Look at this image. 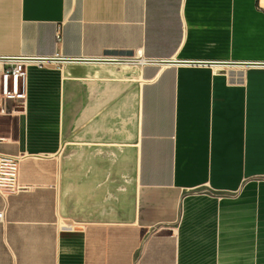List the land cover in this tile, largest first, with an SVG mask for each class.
<instances>
[{
	"label": "crops",
	"instance_id": "crops-1",
	"mask_svg": "<svg viewBox=\"0 0 264 264\" xmlns=\"http://www.w3.org/2000/svg\"><path fill=\"white\" fill-rule=\"evenodd\" d=\"M0 56V264H264V0H0Z\"/></svg>",
	"mask_w": 264,
	"mask_h": 264
},
{
	"label": "built area",
	"instance_id": "built-area-1",
	"mask_svg": "<svg viewBox=\"0 0 264 264\" xmlns=\"http://www.w3.org/2000/svg\"><path fill=\"white\" fill-rule=\"evenodd\" d=\"M56 37L59 39L58 33ZM46 61L47 58L34 56H0V116L21 110L25 101L26 68L41 66ZM15 170V158L0 153V195L22 188L15 181Z\"/></svg>",
	"mask_w": 264,
	"mask_h": 264
}]
</instances>
